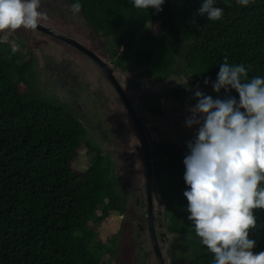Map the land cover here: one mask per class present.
I'll use <instances>...</instances> for the list:
<instances>
[{"label":"trees","instance_id":"trees-1","mask_svg":"<svg viewBox=\"0 0 264 264\" xmlns=\"http://www.w3.org/2000/svg\"><path fill=\"white\" fill-rule=\"evenodd\" d=\"M62 1L70 10L73 3L81 4L77 15L90 38L110 39L114 49H122L110 55L121 73L136 72L156 83L191 78L212 88L227 58L229 64L246 66L249 79L264 78V0L247 7L237 0H215L214 6L223 9L219 21L196 15L203 0H165L159 13L137 9L133 0ZM5 34L0 33V264H107L104 255L110 264H132L128 220L106 242L98 239L97 227L111 213L121 216L127 210L111 156L90 138L74 107L39 91L33 57L24 59L3 41ZM187 96V88L171 94L176 103H197ZM227 96L239 101L235 90L214 93V99ZM160 102V97L145 96L141 109L160 117ZM194 139L180 147L152 142L165 229L175 239L168 250L172 264H214L188 220L183 195L188 185L182 149L189 153L188 142ZM83 148L90 157L81 171L74 162ZM254 214L258 228L250 238L257 253L264 251V209Z\"/></svg>","mask_w":264,"mask_h":264},{"label":"clouds","instance_id":"clouds-1","mask_svg":"<svg viewBox=\"0 0 264 264\" xmlns=\"http://www.w3.org/2000/svg\"><path fill=\"white\" fill-rule=\"evenodd\" d=\"M252 2L253 0H237V3L243 7L249 6ZM133 4L137 9L151 8L159 13L163 11L162 6L165 4V0H133ZM214 4L215 0H203L196 15L207 16L210 21L221 20L223 9L214 6ZM81 7L79 2L73 3L71 5L72 14L70 15L75 17V14L80 12ZM47 20H49V14L42 8L41 0H0V33L15 32L19 29L38 31V25L49 29L40 24ZM192 23L195 24L196 21L193 20ZM82 29L89 36L85 30L86 27ZM49 30L67 38L57 31ZM38 32L48 37L50 43L58 41V38L54 36L41 31ZM70 39L85 48L83 44L78 42L80 40L78 37L77 39ZM98 59L112 70L113 75L114 70L111 65L101 58ZM95 65L97 66V64ZM114 79L117 83L114 85L110 83L122 99L116 85L123 91L124 96L126 90L124 88V92L123 86L119 84L116 76ZM209 82L207 78L204 80L205 85ZM100 84L111 91L112 88L106 83L98 81L97 85ZM211 84L213 91L217 94L221 90L225 94L235 90L238 93L239 101L232 96H227L225 99H213L211 95H206L198 90V86L194 93L197 103L189 108L190 116L186 118V126L188 128L196 126L197 133L195 139L188 142L189 154L185 156L183 161L185 165L184 180L188 185V190L183 193L188 201L187 212L190 214L188 220L194 223L195 233L202 245L206 246L207 250L214 255V264H264V251L254 253L256 240L250 238V232L258 228L254 211L264 209V186H262L264 184V78L256 76L249 79L246 66L229 64L225 58L219 67L216 80ZM102 91L103 95H109L113 101L119 103L116 94L111 92L108 94L105 90ZM124 100L122 99L124 110L128 113L127 106L132 108V112L137 114L143 125L141 120L143 114L134 110L132 98L128 96L127 100L125 96ZM91 108H93L92 105ZM111 110L115 109L112 108ZM128 115L127 126L128 122L135 126L129 113ZM83 127L86 128L84 125ZM136 133L139 132L134 129L133 135ZM143 134L145 137V132ZM139 139L141 140L140 136ZM146 141L147 150L141 141L144 178L146 183L145 156L148 153L151 164L152 198L153 193L157 190L153 177L154 160L151 152L153 141ZM145 198L147 199V197ZM156 203L161 207L163 214L164 203L158 196V190L157 196L154 197V205ZM115 214L120 216L118 213ZM164 231L166 232L165 228ZM166 234L168 233L166 232ZM147 235L150 251L143 252L146 254L145 262L142 260L143 255L138 259H133L137 256L133 253L131 263L151 264V261L154 260L156 264H172L168 251L164 255L157 246L159 256L156 254L148 228ZM162 240L164 241V238Z\"/></svg>","mask_w":264,"mask_h":264},{"label":"rangeland","instance_id":"rangeland-1","mask_svg":"<svg viewBox=\"0 0 264 264\" xmlns=\"http://www.w3.org/2000/svg\"><path fill=\"white\" fill-rule=\"evenodd\" d=\"M41 4L42 8L52 18L40 24H49V29L58 33H64L67 37L73 39L79 37L70 25L64 24L60 15L67 17L65 18L66 21L72 18L73 20L71 21L82 28L85 25L76 14L75 17L70 15L72 14L71 10L61 0H41ZM82 28L77 27L76 30L84 36ZM48 39V37H45L36 30L24 29L7 32L3 37V41L18 49L24 59L28 60L29 57H33L36 85L42 94L57 102L66 103L72 94L77 95L79 92V90H75L77 87L82 92H87L91 96L94 93L93 99L98 98L97 93L103 95L102 90H105L108 94L110 93L108 88L105 89L102 85H97L102 75L98 72V66L90 59L80 55L71 46L54 47L58 43H50ZM79 42L94 51L104 62L111 65L116 73L115 76L119 84L123 88H126L128 96L132 98L134 110L143 114L141 115V120L146 140L150 142L169 141L180 147L186 140L196 137L197 127L188 128L186 126V118L190 116L189 108L193 107L194 104L188 105L181 101L176 103L171 94L175 90L187 88V99L193 102L194 93L198 86V90L206 95H211L214 99L215 92L211 87H204L200 82L193 81L191 78L176 77L164 83H156L153 79L141 78L136 72L126 75L118 70L113 63L114 59L110 58L111 54L117 55L121 52V50H116L111 46L110 39L102 38L95 40L91 38L86 41V39L82 38ZM145 96L160 97L162 116L154 118L150 117L147 111L143 109L140 111V105ZM75 101L76 104H80L83 107L86 120L90 117L94 119V124H91L92 129L89 128L90 123L83 120L82 116H80L79 120L86 127L90 138L95 140L104 153H109L111 156L115 172L118 176L120 189L127 203L125 215L119 216L112 213L109 218L97 227L98 239L103 243L106 242L107 239L118 232L122 220H128L133 231V253L137 254L133 259H138L143 255L144 251H150L147 235L145 170L141 140L137 133L133 135L134 129L136 130L135 126L129 122L127 126L126 121H128L129 115L124 109L122 114H113V116L111 113L114 110L110 114H107L109 112L108 109L105 107L102 109L101 106L102 111L97 116L94 114L98 113V106L103 104L102 101H97L95 109L91 108V100L87 97L78 96L75 98ZM125 150L126 152L124 153ZM188 154V152L182 149L183 165L184 158ZM89 157L83 148L80 156L74 162V167L83 171ZM156 196L157 190L152 195L153 205L154 197ZM153 213L157 246L166 255L168 249H171L173 244H175V239L164 231L165 219L163 218L161 207L157 203L153 206ZM162 238H164V241ZM176 243L180 245L181 241H177ZM102 259L107 264H110L109 258L106 259L105 255ZM175 262L180 263V258L175 260ZM151 264H156V261L152 260Z\"/></svg>","mask_w":264,"mask_h":264},{"label":"water","instance_id":"water-1","mask_svg":"<svg viewBox=\"0 0 264 264\" xmlns=\"http://www.w3.org/2000/svg\"><path fill=\"white\" fill-rule=\"evenodd\" d=\"M38 31H41L47 35L50 36H54L76 48H78L80 51H82L83 53H85L86 55H88L95 64H97V66L101 69V72L108 77V79L110 80V82L114 85L117 82L115 81L113 75H112V70L106 65L104 64L101 60L98 59L97 56H95V54H93L91 51L86 50L85 48H83L80 44H78L77 42H75L74 40L70 39V38H66L63 37L55 32H52L51 30L44 28L42 26L37 27ZM116 89L118 90V92L120 93V95L122 96V99H125L124 93L123 91L118 87V85H116ZM125 104H127V102L124 100ZM128 109V113L130 114V116L132 117V122L135 124V127L137 129V131L139 132V136L141 137V141L143 146L145 147V150H147V141L144 137V129H143V125L141 123V121L138 119L137 114L132 112V108H130L129 106H127ZM146 183H145V191H146V197H147V223H148V232H149V236L151 239V243L152 246L156 252V254L159 256V252H158V248H157V242L155 240V234H154V229H153V204H152V198H151V185H152V180H151V164H150V158H149V154L146 153Z\"/></svg>","mask_w":264,"mask_h":264},{"label":"flooded vegetation","instance_id":"flooded-vegetation-1","mask_svg":"<svg viewBox=\"0 0 264 264\" xmlns=\"http://www.w3.org/2000/svg\"><path fill=\"white\" fill-rule=\"evenodd\" d=\"M68 16V15H67ZM60 17H61V19L64 21V24H68V25H70V27L74 30V32L79 36L78 38L81 40L82 38H84V39H86V41H88V39H91L85 32H84V30L82 29V33L84 34V36L80 33V32H78L77 30H76V28L77 27H80V26H78V25H76L75 23H73L71 20H69V21H66L65 20V18H67V17H65V16H61L60 15ZM52 18V16H49V19H51ZM48 25L49 24H47V25H44V26H46V27H48ZM76 27V28H75ZM81 28V27H80ZM62 35H65L64 33H61ZM88 39H87V38ZM52 39H54V38H52ZM57 41V40H56ZM79 42V41H78ZM57 45H55L54 47H60V48H62V47H64V45H67V46H71L70 44H68V43H66V42H64V41H62V40H60V39H58V41H57ZM80 43V42H79ZM75 51H77L80 55H83L84 57H86V58H88V59H90L92 62H93V60L88 56V55H86L85 53H83L82 51H80L78 48H76V47H74V46H71ZM85 48H87L86 46H85ZM89 51H91L93 54H95V56H97L98 58H100L94 51H92V50H90L89 48H87ZM99 69V68H98ZM101 75H102V78L99 80V82L100 83H106L107 85H109L112 89H111V93H113V94H116L117 95V93H116V90H115V88L113 87V85L110 83V81H109V79H108V77H106V76H104V74L101 72V69H99V71H98ZM115 75H116V73H114V71H113V76L115 77ZM126 75H131V74H126ZM101 85V84H100ZM72 88H74V87H72ZM123 88V87H122ZM75 90H79V92L77 93V95L76 94H72L71 95V97L69 98V100L66 102L68 105H70V106H72V107H74L75 108V110L79 113V119H80V116H82L83 117V120H86V116L84 115V113H83V108H82V106L80 105V104H76V101H75V98L76 97H78V96H83V97H87V98H89L91 101V105H92V107L95 109L96 108V105H97V101H102L103 102V104H100L99 106H98V113L97 114H94V115H97V116H99V114L101 113V106H102V109L105 107V108H107L108 109V113L107 114H110L111 112H112V108H114L115 110L113 111V113H111L112 115L114 114H117V115H120V114H122L123 113V109H125V107H124V103H123V101H122V99H121V97H119L118 95H117V97H118V100H119V103H117V102H115V101H113V99H111V97H109V95H100V93H97V95H98V98H94L93 99V96L95 95L94 93L92 94V96L90 95V94H88L87 92H82L81 90H80V88H75ZM123 90H124V88H123ZM125 90H126V88H125ZM125 90H124V92H125ZM127 91V90H126ZM97 92H99V91H97ZM104 94V93H103ZM128 94H127V92H125V96H126V99L128 100V96H127ZM85 102H87V101H85ZM113 115V116H114ZM91 120H92V122H93V120L94 119H92V117H90L89 119H87L86 120V122L87 123H90V125H89V128H91L92 129V125H91ZM118 122V121H117ZM126 152V150L124 151V153ZM146 211H147V209H146ZM142 260L145 262V260H146V254L145 253H143V257H142Z\"/></svg>","mask_w":264,"mask_h":264}]
</instances>
